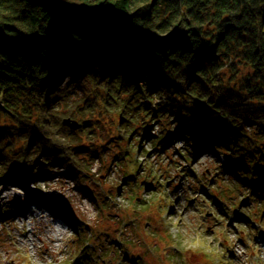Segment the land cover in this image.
<instances>
[{
    "label": "trees",
    "instance_id": "16d2710c",
    "mask_svg": "<svg viewBox=\"0 0 264 264\" xmlns=\"http://www.w3.org/2000/svg\"><path fill=\"white\" fill-rule=\"evenodd\" d=\"M144 137L153 152L177 139L192 160L202 148L223 155L235 184L226 189L251 182L250 195L264 194V0H0V181L33 194L31 182L78 181L110 157L124 183L112 189L127 204L96 192L103 207L173 217L170 176L138 159L152 157Z\"/></svg>",
    "mask_w": 264,
    "mask_h": 264
},
{
    "label": "rangeland",
    "instance_id": "374dc122",
    "mask_svg": "<svg viewBox=\"0 0 264 264\" xmlns=\"http://www.w3.org/2000/svg\"><path fill=\"white\" fill-rule=\"evenodd\" d=\"M152 124V134L161 135L160 125ZM176 140L158 153L152 151L151 141L144 137L141 144L144 151H151L152 157L145 158V153L138 155L139 161L148 166L154 164L163 178L170 176L175 191L171 186L165 189L172 190L176 211L173 217L170 212L160 217L156 206L139 207L136 212L131 205L126 211L103 207L96 192L110 195L116 193L117 189L112 187L117 184L124 187L122 169L116 170L110 157L97 160L89 174H80L78 181L63 176L31 182L33 194L25 190L28 187L22 189L12 181H0V208L7 210L6 214L0 213V264H135L136 259H129L126 251L137 255V262L143 257L146 264H264V194L250 195L248 189H256L251 182L242 183L245 187L241 191L226 189L233 179L222 171L226 161L223 155L206 153L202 148L192 160L186 150L181 152L184 143ZM182 165L192 173L182 172ZM178 170L183 174L181 177ZM62 172L65 170L59 173ZM203 173L207 177L201 182ZM82 185L87 194L81 190ZM210 189L219 190L207 195ZM35 194L42 200L33 202ZM119 195L115 196L117 207L127 204L124 196ZM142 196L148 197L146 190H142ZM55 199L61 200L62 208L52 202ZM21 204L24 212L25 204L30 208L25 217L20 216L17 208ZM195 204H202L203 208ZM121 216L127 219L123 218V224L119 221ZM139 221L137 230L126 225ZM147 221L161 232V240L147 229ZM173 236L176 240L170 239ZM145 242L156 243L158 248L150 253ZM170 253L177 257L172 259ZM214 254H219L222 261Z\"/></svg>",
    "mask_w": 264,
    "mask_h": 264
},
{
    "label": "water",
    "instance_id": "95a60500",
    "mask_svg": "<svg viewBox=\"0 0 264 264\" xmlns=\"http://www.w3.org/2000/svg\"><path fill=\"white\" fill-rule=\"evenodd\" d=\"M63 125H65L66 127H69V129L71 130H76L81 127V123L72 118H65L63 120Z\"/></svg>",
    "mask_w": 264,
    "mask_h": 264
},
{
    "label": "bare ground",
    "instance_id": "6f19581e",
    "mask_svg": "<svg viewBox=\"0 0 264 264\" xmlns=\"http://www.w3.org/2000/svg\"><path fill=\"white\" fill-rule=\"evenodd\" d=\"M207 153V152H206Z\"/></svg>",
    "mask_w": 264,
    "mask_h": 264
}]
</instances>
